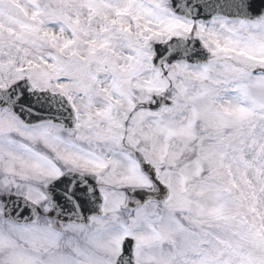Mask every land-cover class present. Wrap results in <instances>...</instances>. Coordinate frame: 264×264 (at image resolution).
I'll return each instance as SVG.
<instances>
[{
    "label": "snow or ice",
    "instance_id": "snow-or-ice-1",
    "mask_svg": "<svg viewBox=\"0 0 264 264\" xmlns=\"http://www.w3.org/2000/svg\"><path fill=\"white\" fill-rule=\"evenodd\" d=\"M0 264H264V0H0Z\"/></svg>",
    "mask_w": 264,
    "mask_h": 264
}]
</instances>
